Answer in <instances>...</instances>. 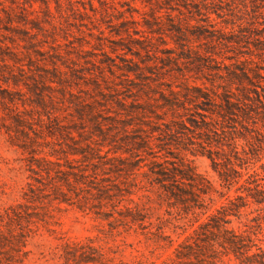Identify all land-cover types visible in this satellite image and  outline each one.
<instances>
[{
  "label": "rangeland",
  "instance_id": "374dc122",
  "mask_svg": "<svg viewBox=\"0 0 264 264\" xmlns=\"http://www.w3.org/2000/svg\"><path fill=\"white\" fill-rule=\"evenodd\" d=\"M263 162L264 0H0L12 264H64L77 242L172 261L202 210L180 189L219 206Z\"/></svg>",
  "mask_w": 264,
  "mask_h": 264
},
{
  "label": "trees",
  "instance_id": "16d2710c",
  "mask_svg": "<svg viewBox=\"0 0 264 264\" xmlns=\"http://www.w3.org/2000/svg\"><path fill=\"white\" fill-rule=\"evenodd\" d=\"M259 146L253 147L255 154L263 148ZM210 156L215 161L213 155ZM164 176L167 178L168 175ZM221 178L230 180L225 173ZM192 185L204 193L209 192L203 185ZM180 191L189 194L193 200L190 209L202 210L195 211L190 219L193 232L179 242L175 254L170 257L172 261L164 260L163 264H218L226 255H234L242 264H264V162L260 168L250 167L249 176L236 187V194L228 195L227 201L219 206L199 205L202 192L197 189ZM21 236L0 234V245L9 247L0 257L2 264H12L14 257L18 256L19 250L14 246L20 244ZM64 258V264H111L109 257L98 247L82 242L67 245Z\"/></svg>",
  "mask_w": 264,
  "mask_h": 264
}]
</instances>
